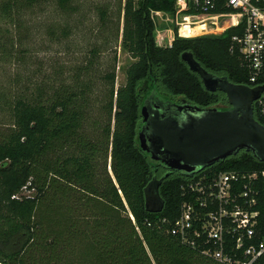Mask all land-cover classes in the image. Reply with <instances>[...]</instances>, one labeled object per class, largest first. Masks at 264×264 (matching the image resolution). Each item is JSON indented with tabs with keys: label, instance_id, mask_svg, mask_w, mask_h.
<instances>
[{
	"label": "trees",
	"instance_id": "16d2710c",
	"mask_svg": "<svg viewBox=\"0 0 264 264\" xmlns=\"http://www.w3.org/2000/svg\"><path fill=\"white\" fill-rule=\"evenodd\" d=\"M69 1L57 3L65 8ZM121 10V46L134 60L117 88L114 69L104 73V120L100 126L92 122L93 132L87 130L90 84L80 74L55 90L40 80L13 101L11 125L0 131V264H224L170 233L182 202L195 195L187 188L191 177L175 170L163 176L158 189L163 209L146 210L145 187L161 168L141 150L138 126L152 83L162 96L198 107L219 101L220 94L206 90L181 59L185 51L217 77L247 86L244 59L231 48L235 31L177 37L172 46L161 47L150 13L174 12L175 0H124ZM252 117L264 129V113L255 103ZM231 169L261 172L264 160L241 152L194 178ZM254 187L262 231L264 176ZM225 251L233 260L244 258L231 241Z\"/></svg>",
	"mask_w": 264,
	"mask_h": 264
},
{
	"label": "rangeland",
	"instance_id": "374dc122",
	"mask_svg": "<svg viewBox=\"0 0 264 264\" xmlns=\"http://www.w3.org/2000/svg\"><path fill=\"white\" fill-rule=\"evenodd\" d=\"M123 3L70 0L62 8L57 0L33 4L12 0L10 7L9 0H0V131L11 125L17 96L31 92L40 80L55 90L70 84L76 74L90 84L88 132L94 131L93 121L98 126L103 123L101 107L107 90L103 75L114 69L117 88L124 84L125 69L134 60L121 46ZM219 94L212 107L227 108L224 94ZM172 170L161 168L155 176L161 178Z\"/></svg>",
	"mask_w": 264,
	"mask_h": 264
},
{
	"label": "built area",
	"instance_id": "2783aa9c",
	"mask_svg": "<svg viewBox=\"0 0 264 264\" xmlns=\"http://www.w3.org/2000/svg\"><path fill=\"white\" fill-rule=\"evenodd\" d=\"M155 42L172 46L175 38L220 36L228 29L249 72L248 87L259 89L253 103L264 113V0H175L172 13L151 11ZM196 176V175H195ZM191 177L187 188L195 195L182 202L170 233L182 243L220 263L254 264L264 259V230L257 226V190L264 170H220L209 176ZM241 250L233 260L225 251L228 242Z\"/></svg>",
	"mask_w": 264,
	"mask_h": 264
},
{
	"label": "water",
	"instance_id": "95a60500",
	"mask_svg": "<svg viewBox=\"0 0 264 264\" xmlns=\"http://www.w3.org/2000/svg\"><path fill=\"white\" fill-rule=\"evenodd\" d=\"M181 59L198 75L206 90L225 93L231 107L207 109L184 99L177 103L162 96L152 83L142 101V120L138 126L139 145L148 160L188 177L241 149L264 160V129L252 117V103L260 90L217 77L202 67L188 51L181 54ZM151 106L156 107V116L160 108L174 112L162 118L158 116L153 121L154 128L147 133ZM162 179L153 177L145 187V208L149 212L163 209L164 200L158 192Z\"/></svg>",
	"mask_w": 264,
	"mask_h": 264
},
{
	"label": "flooded vegetation",
	"instance_id": "af4514ba",
	"mask_svg": "<svg viewBox=\"0 0 264 264\" xmlns=\"http://www.w3.org/2000/svg\"><path fill=\"white\" fill-rule=\"evenodd\" d=\"M216 92H218V93H220L221 91H216ZM221 93H223V92H221ZM224 94V96H225V101H227V107H231V105L229 104V102H228V97H227V95L225 94V93H223ZM173 100V99H172ZM173 101H175V102H177L178 103V100H173ZM202 108H207V109H209V108H213L212 106H208V107H202ZM159 109V108H158ZM150 112L148 113V121H149V124H148V126H147V133L149 132V131H151L154 127H153V121H155L156 119H157V117L159 116V118H162L164 115H166V114H169V113H171V112H174V110H171V111H169L167 108H160L157 112H158V116H156L155 115V112H154V110H157L156 109V107H153V106H151V108H150ZM162 110H165L164 111V113L162 112ZM239 114H240V110H238V112H237V115L239 116ZM141 120H142V115H141ZM140 120V121H141ZM140 123V122H139ZM138 136H139V131H138ZM139 142V141H138ZM241 152H249V153H252L251 151H247V150H245V149H241L240 151H238L236 154H232V155H230V156H235V155H237V154H239V153H241ZM253 154V153H252ZM229 157V156H228ZM155 166H157V167H159V168H163L160 164H154ZM169 173V172H168Z\"/></svg>",
	"mask_w": 264,
	"mask_h": 264
}]
</instances>
